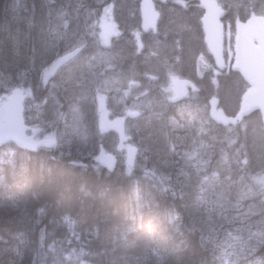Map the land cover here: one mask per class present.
<instances>
[{
	"label": "trees",
	"instance_id": "16d2710c",
	"mask_svg": "<svg viewBox=\"0 0 264 264\" xmlns=\"http://www.w3.org/2000/svg\"><path fill=\"white\" fill-rule=\"evenodd\" d=\"M130 1L103 0V5L116 3L125 12ZM246 1L247 5L242 1L240 6H221L223 25L264 16V0ZM183 2L185 6L165 0L159 21L178 22L191 30L182 33L185 40L175 67L197 91L136 119L130 144L143 168H130L120 158L113 168L102 167L88 156L108 148L105 135L107 141L114 138L99 132L96 108L87 102L96 82L88 92H67L68 86L80 84L75 72L63 74L51 91L59 105L57 145L35 151L11 143L0 147V264H264V187L256 181L264 177V127L257 112L231 122L247 85L231 69L213 73L199 23L203 12L195 0ZM96 3L0 0V93L22 87L29 92L30 105L36 98H47L48 86L41 82L46 67L71 50L66 34L82 26L80 8H95ZM167 12L172 17H163ZM197 57L211 66L202 77L194 69ZM85 74H80V82ZM70 103L76 111H70ZM212 104L230 123L211 117ZM32 113L31 108L24 111V118L33 126ZM40 126L54 137L46 124ZM76 139L92 145L93 153L79 152ZM95 165L99 168L92 169ZM213 205L217 207L211 213Z\"/></svg>",
	"mask_w": 264,
	"mask_h": 264
},
{
	"label": "rangeland",
	"instance_id": "374dc122",
	"mask_svg": "<svg viewBox=\"0 0 264 264\" xmlns=\"http://www.w3.org/2000/svg\"><path fill=\"white\" fill-rule=\"evenodd\" d=\"M135 2V0H131V8L125 12L122 7H116V3L115 6L103 5V0H97L95 6H98L99 8L95 7L88 9V7H82L83 11L82 8H80L81 12L85 15L82 26L68 31L66 36L68 40L72 42L71 49L79 47L81 53L72 61V63H75L73 66L71 65L72 63H69L65 67V72L59 73L56 76L57 78L60 74L63 75L65 73L73 75L75 72L73 77L77 76L80 84L79 86H68V88H70L67 92L72 93L77 90H80L79 93L88 92L93 87L94 82H96V86L98 85L96 87L97 89L92 95L88 96L87 102H89L92 107L96 108V125L99 132L102 134H110L114 138L113 140L107 141L105 135L103 137V143L106 144L108 148L100 150V152L110 153L116 159L120 158L121 160L126 159L124 157L125 150L128 146H131L129 131L135 127L134 123L137 121L136 118L147 115L155 109H163L164 107L162 106H164V103L167 104L168 101H175L174 90L170 88L169 84L173 79L181 77L176 72L175 67V63L178 62L181 54H178V52H180V43L185 39L181 34L191 31L189 28L186 29L182 25L179 26L178 22L165 19L166 27L164 26V21H160L158 32L154 35L148 34L142 36L140 41L141 45L139 47L129 35V32H136L140 27V16L134 6ZM156 2V9L160 10L164 5L165 0H156ZM217 2L220 6L224 5V3L227 6H232L233 4L240 6V2H242L243 5L244 3L245 5L248 4L246 0H217ZM167 5L168 4L165 6ZM183 6H185L184 2ZM93 9L94 11L98 10L94 12ZM171 14V12H167L166 15L163 14V17H172ZM90 19L93 21H89ZM119 19L122 21L120 22ZM115 22L120 29L123 28L128 34L123 36V39L116 43L115 38L112 37L115 33ZM236 22L237 21H227L225 25H223L229 34H233L234 24ZM78 28L80 30H78ZM75 29H77L76 31L78 32H75ZM75 36H77V38H75ZM74 41L75 43H73ZM189 52L190 50H188V53ZM131 55L133 57H131ZM127 57H130L131 61L127 60ZM136 57H139L138 62L136 61ZM199 58L204 59L203 57H197L195 60H198ZM197 62L198 61H196V66ZM207 64V69L195 67L197 76L202 77L204 71L211 69L210 64L208 62ZM134 66H138V68H135ZM76 68H78L77 71ZM141 69L142 71H140ZM153 70H155L156 73ZM83 72H86L84 76L86 79L81 80L80 82V74L82 75ZM130 72L131 75L129 74ZM133 78H136V80H133ZM55 79L48 85L47 90L49 95L47 98L40 101L36 98V101L32 105L27 103L24 104V111L29 108L33 110L32 118L35 123L33 126L30 125L31 130L29 134L36 138H52L51 133L42 132L40 125L46 124L53 133L57 131L55 123L56 120H59V105L57 100H55V93L51 92L54 87ZM76 85H78L77 82ZM22 89L28 96L29 92L24 88ZM36 90L37 85L35 83L33 86L34 94L36 93ZM191 95H193V92L189 96ZM6 96L7 94L2 95L0 93V104L4 101ZM83 97L84 96L82 95L80 98L84 102ZM68 101L70 100H66V102ZM69 106L70 111L75 110L71 103ZM80 109L84 110L85 107L83 106ZM154 112L157 114V110ZM118 113H120V116L117 115ZM130 113L135 114V117L131 118ZM211 117L220 120L225 117V115H223L220 110H216L215 105L212 104ZM53 138H55V133ZM80 156L87 157V155ZM134 167L143 168V165L139 164L137 158ZM94 168L99 167L95 165ZM163 177L167 179L166 175H163ZM256 181L260 186L262 185L264 187V177H259ZM206 204H208V207L212 206L210 200L209 202H206ZM216 207L217 205H213L210 212L213 213ZM224 252L226 253V251Z\"/></svg>",
	"mask_w": 264,
	"mask_h": 264
},
{
	"label": "water",
	"instance_id": "95a60500",
	"mask_svg": "<svg viewBox=\"0 0 264 264\" xmlns=\"http://www.w3.org/2000/svg\"><path fill=\"white\" fill-rule=\"evenodd\" d=\"M204 11L200 20L203 42L216 69L224 67L223 59V26L221 17L223 10L215 0H197ZM140 28L142 31L154 30L159 13L155 10L152 0H140ZM74 54H67L50 67L44 81L50 78L55 70ZM232 71L237 72L248 86L241 96L239 109L233 121H240L253 112H258L261 124L264 126V17H251L245 22H238L234 27ZM171 86L176 93V99L185 97L188 89L195 86L183 79H174ZM26 95L21 88L13 89L0 105V145L13 143L19 149L34 150L49 146L52 139H34L27 135L29 127L24 125L23 111ZM224 124L225 118L221 120ZM136 157V149L128 147L125 151L127 166H132ZM94 162L103 167L114 165L113 156L101 154Z\"/></svg>",
	"mask_w": 264,
	"mask_h": 264
},
{
	"label": "bare ground",
	"instance_id": "6f19581e",
	"mask_svg": "<svg viewBox=\"0 0 264 264\" xmlns=\"http://www.w3.org/2000/svg\"><path fill=\"white\" fill-rule=\"evenodd\" d=\"M72 2V1H71ZM67 3V2H66ZM79 3V2H78ZM73 4V3H72ZM80 4V3H79ZM7 5V4H6ZM76 5V4H75ZM87 5V4H86ZM80 6H81V4H80ZM90 6V5H89ZM12 7H14V6H12ZM73 7V6H72ZM74 7H76V6H74ZM73 7V8H74ZM85 7V6H84ZM87 7V6H86ZM96 7H98V6H96ZM69 8H70V5H69ZM91 8V7H90ZM93 8V7H92ZM91 8V9H92ZM99 8V7H98ZM13 9V8H12ZM89 9V8H88ZM74 10V9H73ZM79 10V9H78ZM98 10V9H97ZM97 10H95V11H97ZM159 14H160V11L159 10H157V9H155ZM77 11V10H76ZM75 11V12H76ZM82 11H83V8H82ZM89 11V10H88ZM93 11H94V9H93ZM94 11V12H95ZM75 12H73V13H75ZM78 12V11H77ZM77 12H76V14H77ZM93 12V13H94ZM99 12V11H98ZM121 12V11H120ZM17 13V12H16ZM78 13H80V12H78ZM86 13V12H85ZM82 13H80V15H81ZM121 14V13H120ZM72 15V14H71ZM89 15V14H88ZM93 15V14H92ZM97 15H98V13H97ZM74 16V15H73ZM72 16V17H73ZM83 16H85L84 14H83ZM90 16V15H89ZM122 16V15H121ZM76 17V16H75ZM80 17V16H79ZM160 17H161V14H160ZM262 17V16H261ZM21 18V17H20ZM87 19V18H86ZM92 19V18H91ZM89 20V21H93V20ZM160 19V18H159ZM75 21V20H74ZM77 21V20H76ZM75 21V22H76ZM119 21H120V19H119ZM122 21V20H121ZM120 21V22H121ZM240 21V20H239ZM51 22V21H50ZM123 22H125V21H123ZM160 23V21L158 20L157 22H156V26H155V29L154 30H152V31H156V29H157V23ZM53 23V22H52ZM82 23V22H81ZM86 24V23H85ZM88 24V23H87ZM91 24V23H90ZM127 24V23H126ZM126 24H125V26H126ZM54 25H56V24H54ZM74 25V24H73ZM75 25H76V23H75ZM80 24H78V26H79ZM82 25V24H81ZM124 25V24H123ZM52 26H53V24H52ZM87 26V25H86ZM124 26V27H125ZM164 26L166 27V25H165V22H164ZM84 27V26H83ZM88 27V26H87ZM140 28V27H139ZM73 29V28H72ZM84 29H86V28H84ZM51 30V29H50ZM77 29H75V32H78V31H76ZM78 30H80L79 28H78ZM71 31V30H70ZM50 32V31H49ZM54 32V31H53ZM52 32V33H53ZM73 32V31H72ZM71 32V33H72ZM84 32H85V30H84ZM81 33V32H80ZM78 34V33H77ZM84 34V33H83ZM173 34V33H172ZM181 34V33H180ZM54 35H55V33H54ZM56 35H57V33H56ZM72 35V34H71ZM74 35V34H73ZM76 35V34H75ZM171 35V34H170ZM176 35V34H175ZM175 35H173V36H175ZM182 35V34H181ZM70 36V35H69ZM81 36V35H80ZM83 36V35H82ZM86 36V35H85ZM172 36V35H171ZM178 36H180V35H178ZM51 38H52V36H51ZM75 38H77V36H75ZM177 38V37H176ZM184 38V37H183ZM55 39V38H54ZM70 39V38H69ZM182 40V39H181ZM185 40V39H184ZM183 40V41H184ZM179 41V40H178ZM182 43V42H181ZM164 49H166V48H164ZM167 50H169V49H167ZM74 54V56H72L71 58H69L67 61H65L63 64H61L56 70H55V72H54V74L50 77V78H48L47 79V81H44L43 79H44V77H45V75H46V73L48 72V70L50 69V67H51V65L53 66L54 65V63L55 62H57L59 59H61L62 57H64V56H66L67 54ZM81 53V49L79 48V47H77V48H73V49H71V50H67V51H65L64 53H62L61 55H59L53 62H51L50 64H49V66H47L46 67V69H45V71H44V73H43V75H42V78H41V82H42V85L43 86H48L50 83V81L51 80H54V78H55V76L56 75H58L59 74V72H58V70H59V68L60 67H62L65 63H67L69 60H71V59H75L76 57H78L79 56V54ZM138 55V54H137ZM134 56H135V54H134ZM139 56V55H138ZM143 56V55H142ZM145 56V55H144ZM160 56V55H159ZM131 57H133L132 55H131ZM131 59V58H130ZM133 59V58H132ZM147 59V58H146ZM135 60V59H134ZM196 61H198V60H196ZM196 61H195V67L197 68H200V69H203V68H201L199 65H198V62H197V66H196ZM137 62H138V60H137ZM141 62V61H140ZM194 66V65H193ZM162 69V68H161ZM195 69V68H194ZM140 71H142V69L140 70ZM144 71V70H143ZM154 72H155V70H153ZM157 71V70H156ZM158 71H159V69H158ZM157 71V72H158ZM161 71H163V70H161ZM196 71V70H195ZM132 72V71H131ZM131 72L129 73L130 75H131ZM136 72V71H135ZM160 72V71H159ZM158 72V73H159ZM137 73V72H136ZM156 73V72H155ZM163 73V72H162ZM144 74V73H143ZM142 74V75H143ZM134 75H136V74H134ZM137 75H139V74H137ZM61 76H62V74H61ZM60 76V77H61ZM60 77H57L56 79H55V82H57L58 80H59V78ZM135 77V76H134ZM82 79L81 80H85L86 78L84 77V76H82L81 77ZM136 80V78H133V80ZM139 79V78H138ZM176 79H183V77H178V78H176ZM132 80V81H133ZM183 80H185V81H189V82H191L194 86H195V89L193 90V93H195L196 91H197V87H196V85H195V83L192 81V80H190V79H186V78H184ZM79 82V81H78ZM164 82V81H163ZM98 86V85H97ZM96 86V87H97ZM169 86H170V88H172V90H174V88L171 86V84H169ZM152 88V87H151ZM97 89V88H96ZM154 89V88H153ZM152 89V90H153ZM174 92H175V90H174ZM130 98V97H129ZM175 98V97H174ZM144 114V113H143ZM140 115H142V114H140ZM139 115V116H140ZM144 116V115H143ZM131 118H133V117H135V114H132L131 116H130ZM138 117V116H137ZM141 117V116H140ZM147 117V116H146ZM141 118H143V117H141ZM136 119H138V118H136ZM139 120V119H138ZM146 121V120H145ZM145 124V123H144ZM147 124V123H146ZM139 126V125H138ZM139 131V130H138ZM136 133H138V132H136ZM90 137H92V135L90 136ZM140 138V137H139ZM231 138V137H230ZM228 140V139H227ZM52 141H53V143L52 144H50L49 146H44V147H38V148H51V147H54V146H56L57 145V140L55 139V138H52ZM74 141V140H73ZM139 141V140H138ZM144 142H146V141H144ZM232 142V141H231ZM230 143V142H229ZM75 144L76 145H74V146H77L76 148H78V150H79V152H82V154H86L87 153V151H85L86 149H88V151H89V153H93V152H91V146L92 145H86L84 142H82V141H80L79 139H76V141H75ZM91 144V143H90ZM2 145H4V144H2ZM2 145H0V147L2 146ZM141 146V145H140ZM150 146V145H149ZM37 148V149H38ZM37 149H34V150H29V151H35V150H37ZM26 150V149H25ZM148 150V149H147ZM88 154V153H87ZM101 154H106V155H110V156H113V155H111L110 153H107V152H100V153H97V154H95V156H93L92 157V155L93 154H89L88 156H90V158L91 159H93V161H94V159L96 158V156H98V155H101ZM145 154V153H144ZM114 157V156H113ZM125 157V156H124ZM114 159H115V162H114V165L113 166H111V167H108V168H113L114 166H115V164H116V162H117V159L114 157ZM125 161H126V159H125ZM149 161V160H148ZM216 161V160H215ZM146 162V161H145ZM218 162V161H217ZM250 162V161H249ZM94 163H96V162H94ZM134 163H135V161L133 162V164H132V166H129L130 168H132V167H134ZM98 166H102V165H100L99 163H96ZM87 165V164H86ZM88 165H90L89 164V161H88ZM126 165H127V163H126ZM177 165V164H176ZM93 166V165H92ZM91 166V168L93 169L94 167H92ZM162 166V165H161ZM181 166V165H180ZM252 166V165H251ZM103 167V166H102ZM218 167V166H217ZM151 168V167H150ZM183 168V167H182ZM94 169H97V168H94ZM134 169V168H133ZM168 169V168H167ZM174 169V168H173ZM237 169V168H236ZM250 169V168H249ZM160 170V169H159ZM170 170V169H169ZM180 170H183V169H180ZM218 170V169H217ZM178 171V170H177ZM174 172V171H173ZM228 172V171H227ZM94 173V172H93ZM159 173H160V171H159ZM166 172H164L163 174H165ZM179 173V172H178ZM177 173V174H178ZM167 174V173H166ZM169 175V174H168ZM172 175V174H171ZM171 175H169V176H171ZM220 175V174H219ZM227 175V174H226ZM259 175V174H258ZM261 175V174H260ZM173 176V175H172ZM180 176V175H179ZM218 176V175H217ZM263 176V175H262ZM166 177H167V175H166ZM174 177V176H173ZM176 178V177H175ZM132 179V178H131ZM167 179H169V178H167ZM249 179V178H248ZM171 180V179H170ZM233 180V179H232ZM172 181V180H171ZM177 181V180H176ZM181 181V180H180ZM197 181V180H196ZM178 182V181H177ZM252 182V181H251ZM171 183V182H170ZM175 183V182H174ZM173 183V184H174ZM193 183V182H192ZM191 183V184H192ZM180 184V183H179ZM144 185V184H143ZM176 185V184H175ZM180 185H182V184H180ZM259 185V184H258ZM177 186V185H176ZM197 186H198V184H197ZM262 186V185H261ZM188 187V186H187ZM191 187V186H190ZM189 187V188H190ZM192 187H194V185L192 186ZM201 187V186H200ZM255 187V186H254ZM165 188V187H164ZM196 188V187H195ZM238 188V187H237ZM258 188V187H257ZM177 189V188H176ZM175 189V190H176ZM185 189V188H184ZM173 190V189H172ZM189 190V189H188ZM185 191V190H184ZM192 191H194V190H192ZM191 191V192H192ZM260 191H261V189H260ZM177 193V192H176ZM187 193V192H186ZM196 193V192H195ZM182 194V193H181ZM180 195V194H179ZM188 195V194H187ZM195 196H197V195H195ZM186 197V196H185ZM189 197H190V194H189ZM199 197V196H198ZM195 198H197V197H195ZM187 199H189V198H187ZM192 199H194V198H192ZM207 200V199H206ZM260 201V200H259ZM184 202V201H183ZM198 202V201H197ZM227 202V201H226ZM193 203V202H192ZM253 203V202H252ZM192 205H195L194 203L192 204ZM195 206H197V205H195ZM199 206H201V205H199ZM221 206V205H220ZM196 208V207H195ZM194 208V209H195ZM243 208V207H242ZM200 209V208H199ZM202 209V208H201ZM251 209V208H250ZM252 209H254V208H252ZM259 209V208H258ZM196 210V209H195ZM243 210V209H242ZM260 210H262V209H260ZM197 211V210H196ZM200 211V210H199ZM207 210H205V212H206ZM257 211V210H256ZM255 211V212H256ZM201 212V211H200ZM259 212V211H258ZM229 213V212H228ZM260 213V212H259ZM231 214V213H230ZM204 215V214H203ZM208 215H210V214H208ZM215 215V214H214ZM213 215V216H214ZM219 215V214H218ZM223 215V214H222ZM263 216V215H262ZM228 217V216H227ZM250 217H251V215H250ZM70 218V217H69ZM247 218V217H246ZM66 219V218H65ZM234 219V218H233ZM68 220V219H67ZM251 220V219H250ZM216 221V220H215ZM228 221V220H227ZM252 221V220H251ZM254 221V220H253ZM64 222H65V220H64ZM68 222V221H67ZM70 222H72L71 220L69 221V223ZM218 222V221H217ZM66 223V222H65ZM73 223V222H72ZM214 224V223H213ZM65 225V224H64ZM67 225H69V224H67ZM73 225V224H72ZM215 225H217V223L215 224ZM243 226H245V225H243ZM248 226V225H247ZM237 227V226H236ZM242 227V226H241ZM240 227V228H241ZM71 228H72V226H71ZM213 228V227H212ZM240 228H239V230H240ZM244 228V227H243ZM234 231H236L235 230V226H234ZM245 229V228H244ZM247 229V228H246ZM245 229V230H246ZM260 229V228H259ZM262 229V228H261ZM70 231V230H69ZM220 231V230H219ZM233 231V230H232ZM260 232V231H259ZM199 233V232H198ZM204 233H206V232H204ZM208 233V232H207ZM206 233V234H207ZM217 233V232H216ZM241 233H246V232H240V234ZM253 233V232H252ZM237 234V233H236ZM248 234H250V233H248ZM205 235V234H204ZM211 235H213V234H211ZM215 235V234H214ZM243 235V234H242ZM247 235V234H246ZM246 235H245V237H246ZM52 236V235H51ZM240 236V235H239ZM205 237V236H204ZM203 237V238H204ZM215 237V236H214ZM225 237V236H224ZM237 237V236H236ZM248 237V236H247ZM253 237V236H252ZM248 238H251L250 236L248 237ZM53 239V238H52ZM205 239V238H204ZM227 239H228V237H227ZM239 239H241V238H239ZM209 240V239H208ZM208 240H206L207 242H208ZM241 240H243V239H241ZM53 241V240H52ZM165 241V240H164ZM167 241V240H166ZM211 241V240H210ZM226 241V240H225ZM238 241V240H237ZM245 241V240H244ZM66 242H67V240H66ZM85 242H87V241H85ZM222 242V241H221ZM239 242H242V241H239ZM253 242V241H252ZM161 243V242H160ZM228 243V242H227ZM226 243V244H227ZM231 243V242H230ZM243 243V242H242ZM246 243V246H247V242H245ZM250 242H249V240H248V244H249ZM39 244V243H38ZM198 244V243H197ZM214 244V243H213ZM223 244V243H222ZM225 244V245H226ZM241 244V243H240ZM253 244L255 245V243L253 242ZM79 245V244H78ZM209 245V244H208ZM211 245H212V243H211ZM224 245V246H225ZM239 245V244H238ZM237 245V246H238ZM72 246V245H71ZM205 246V245H204ZM222 246V245H221ZM245 246V247H246ZM252 246V244L250 245V247ZM70 247V246H69ZM218 247V246H217ZM244 247V246H243ZM245 247H244V249H245ZM71 248V247H70ZM212 248V247H211ZM221 248V247H220ZM240 248V247H239ZM252 248H254V247H251V249L250 248H248V249H250V250H252ZM36 249V248H35ZM76 249V248H75ZM85 249V248H84ZM218 249V248H217ZM225 249V248H224ZM233 249V248H232ZM81 250V249H80ZM89 250V249H88ZM213 250H215V249H213ZM236 250V249H235ZM254 250V249H253ZM257 250V249H256ZM63 251V250H62ZM77 251V250H76ZM211 251V250H210ZM222 251H223V249H222ZM35 252V251H34ZM240 252V251H239ZM249 252V251H248ZM36 253V252H35ZM224 252H222V254H223ZM42 254V253H41ZM233 254V253H232ZM235 254V253H234ZM242 254V253H241ZM56 255V254H55ZM219 255V254H218ZM62 256V255H61ZM87 256V255H86ZM93 256V255H92ZM235 256V255H234ZM38 257V256H37ZM58 257V256H57ZM54 258V257H53ZM216 258V257H215ZM37 259V258H36ZM55 259H57V258H55ZM58 260H59V258H58ZM64 261V260H63ZM69 263V262H68ZM62 264V263H61Z\"/></svg>",
	"mask_w": 264,
	"mask_h": 264
},
{
	"label": "flooded vegetation",
	"instance_id": "af4514ba",
	"mask_svg": "<svg viewBox=\"0 0 264 264\" xmlns=\"http://www.w3.org/2000/svg\"><path fill=\"white\" fill-rule=\"evenodd\" d=\"M158 26H159V22L157 23V29H156V31H152V30H149V31H147V32H143V31H141V29L140 28H138V30H136V32H129V35H130V37L138 44V46L140 47V41H141V37L142 36H144V35H148V34H150V35H154V34H156L157 32H158ZM115 33H114V35L112 36V37H114L115 38V43L116 42H119V41H121L122 39H123V36H126V35H128L127 34V31L126 30H124L123 28L122 29H120L119 28V26H118V24L115 22V31H114ZM57 58V57H56ZM56 58H54L53 60H52V62L56 59ZM127 60H129L130 61V59H128V58H126ZM72 61H73V59H71V60H69L67 63H65L62 67H60L59 68V70H58V72L59 73H62V72H65V67L69 64V63H72ZM75 63H72L71 65L73 66ZM70 65V66H71ZM69 66V67H70ZM126 67H127V64H126ZM61 76V74L58 76V77H60ZM52 81V80H51ZM50 81V82H51ZM49 82V83H50ZM165 95H166V93H165ZM141 98V97H140ZM139 98V99H140ZM118 116H120V113H118L117 114Z\"/></svg>",
	"mask_w": 264,
	"mask_h": 264
},
{
	"label": "built area",
	"instance_id": "2783aa9c",
	"mask_svg": "<svg viewBox=\"0 0 264 264\" xmlns=\"http://www.w3.org/2000/svg\"><path fill=\"white\" fill-rule=\"evenodd\" d=\"M203 63V62H202Z\"/></svg>",
	"mask_w": 264,
	"mask_h": 264
}]
</instances>
